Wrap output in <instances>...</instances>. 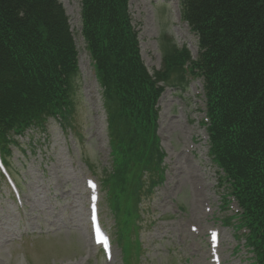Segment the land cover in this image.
Here are the masks:
<instances>
[{
    "label": "trees",
    "instance_id": "1",
    "mask_svg": "<svg viewBox=\"0 0 264 264\" xmlns=\"http://www.w3.org/2000/svg\"><path fill=\"white\" fill-rule=\"evenodd\" d=\"M129 1L81 0L80 8V34L108 115L112 162L102 184L122 234L137 215L121 217L119 195L131 186L137 197L145 172L148 195L162 179L156 103L164 88L158 83L180 84L188 70L202 78V124L218 185L225 190L221 199L224 204L235 199L240 209L225 220H236L254 262L264 264V0H179L182 18L198 40L197 56L172 47L162 69L152 74L141 58ZM77 75L78 50L60 0H0L4 156H11L12 146L20 148L17 138L45 129L51 118L72 126Z\"/></svg>",
    "mask_w": 264,
    "mask_h": 264
},
{
    "label": "rangeland",
    "instance_id": "2",
    "mask_svg": "<svg viewBox=\"0 0 264 264\" xmlns=\"http://www.w3.org/2000/svg\"><path fill=\"white\" fill-rule=\"evenodd\" d=\"M60 2L78 50L74 119L65 127L51 118L45 129L17 138L20 148L12 146L10 157L0 152L15 183L0 172V264H254L236 220H225L238 209L221 199L225 190L202 125V78L191 74L180 84L158 83L164 88L156 103L162 179L148 195L145 172L137 197L131 186L119 195L121 217L137 215L123 235L102 184L112 162L108 115L80 34L81 0ZM128 11L150 74L162 69L172 47L196 58L198 40L178 0H130ZM90 206L110 242L109 259L93 243Z\"/></svg>",
    "mask_w": 264,
    "mask_h": 264
}]
</instances>
